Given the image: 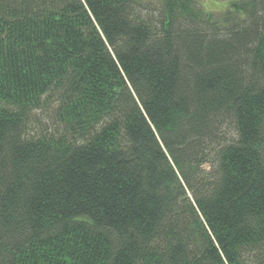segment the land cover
Returning a JSON list of instances; mask_svg holds the SVG:
<instances>
[{"label":"trees","instance_id":"trees-1","mask_svg":"<svg viewBox=\"0 0 264 264\" xmlns=\"http://www.w3.org/2000/svg\"><path fill=\"white\" fill-rule=\"evenodd\" d=\"M0 0V264H264V0Z\"/></svg>","mask_w":264,"mask_h":264},{"label":"rangeland","instance_id":"rangeland-1","mask_svg":"<svg viewBox=\"0 0 264 264\" xmlns=\"http://www.w3.org/2000/svg\"><path fill=\"white\" fill-rule=\"evenodd\" d=\"M199 4L206 11H219L227 5V0H200Z\"/></svg>","mask_w":264,"mask_h":264}]
</instances>
